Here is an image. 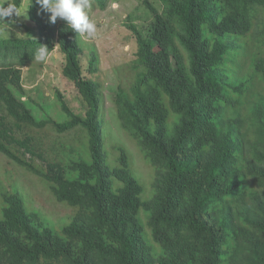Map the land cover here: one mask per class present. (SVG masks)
Returning a JSON list of instances; mask_svg holds the SVG:
<instances>
[{
    "label": "trees",
    "instance_id": "trees-1",
    "mask_svg": "<svg viewBox=\"0 0 264 264\" xmlns=\"http://www.w3.org/2000/svg\"><path fill=\"white\" fill-rule=\"evenodd\" d=\"M157 1L161 9L143 0L152 21L145 33L134 28L137 80L115 98L122 129L156 170L150 200L126 150L107 165L81 36L30 0L37 36L0 40V154L77 210L54 232L6 194L0 264H264V0ZM106 4L91 0V11ZM40 45L63 55L84 114L60 94L65 121L36 114L23 69L42 66L33 59ZM77 129L85 156L67 147Z\"/></svg>",
    "mask_w": 264,
    "mask_h": 264
},
{
    "label": "rangeland",
    "instance_id": "rangeland-1",
    "mask_svg": "<svg viewBox=\"0 0 264 264\" xmlns=\"http://www.w3.org/2000/svg\"><path fill=\"white\" fill-rule=\"evenodd\" d=\"M106 1L105 9L96 6L91 11V18L97 25L96 36L94 38L81 36L83 74L99 85L103 147L107 165L110 168L116 167L120 156L119 149L126 150L132 173L144 188L143 198L150 200L154 195L156 170L143 155L138 140L122 129L116 113L115 98L122 88L129 91L135 85L137 72L134 69L136 64L134 28L145 33L152 21V14L143 4V0ZM149 1L161 9L157 0ZM4 2L5 0H0V3ZM29 6L30 0H23L21 9L26 11L25 15L19 18H6V22L15 20V23L11 24L9 34L0 37V40L37 36L34 23L29 16ZM41 64L42 66L37 64L33 69H23V85L27 97L36 106V114L46 120L65 121L66 115L62 111L58 94L63 96L62 99L72 111L84 114V103L78 90L62 74L64 57L58 48ZM68 137L67 147L75 148L76 152L83 151L85 156L84 149L88 145L86 134L77 129ZM87 154L89 157V152ZM39 162L36 159V163ZM8 193H18L24 200L27 210L36 213L43 225L54 232L70 224L77 212L76 208L56 200L45 180L0 154V219L4 196ZM143 221L146 222L145 216Z\"/></svg>",
    "mask_w": 264,
    "mask_h": 264
},
{
    "label": "clouds",
    "instance_id": "clouds-1",
    "mask_svg": "<svg viewBox=\"0 0 264 264\" xmlns=\"http://www.w3.org/2000/svg\"><path fill=\"white\" fill-rule=\"evenodd\" d=\"M36 3L51 14V23L55 24L59 19L66 22L68 28L78 33L79 36L87 35L89 38L96 36L97 25L91 18V0H36ZM5 4L8 6L5 7ZM25 13L26 11H23L17 4L8 2V0L0 3V37L8 35L11 24L15 23V20L6 22V18H19ZM49 54V48L46 45H40L33 59L45 62Z\"/></svg>",
    "mask_w": 264,
    "mask_h": 264
}]
</instances>
